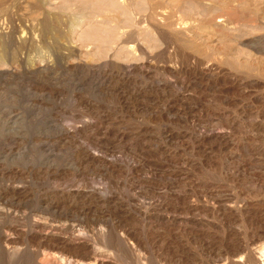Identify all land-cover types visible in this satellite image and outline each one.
Masks as SVG:
<instances>
[{"label": "rangeland", "instance_id": "rangeland-1", "mask_svg": "<svg viewBox=\"0 0 264 264\" xmlns=\"http://www.w3.org/2000/svg\"><path fill=\"white\" fill-rule=\"evenodd\" d=\"M263 216L264 0H0V264H228Z\"/></svg>", "mask_w": 264, "mask_h": 264}, {"label": "bare ground", "instance_id": "bare-ground-1", "mask_svg": "<svg viewBox=\"0 0 264 264\" xmlns=\"http://www.w3.org/2000/svg\"><path fill=\"white\" fill-rule=\"evenodd\" d=\"M37 20V19H36ZM22 38V37H21ZM126 39V38H125ZM11 41V40H10ZM108 60H111L112 61V59L111 58H109L108 57ZM107 60V61H108ZM105 61H106V59H105ZM106 61V62H107ZM109 63V62H108ZM108 63H100L99 64V61H98V63L96 62H94V63H92V64H89L90 66V68L88 69V71L90 72V74H93L94 76H96V77H98L99 79L98 80H100V78L102 79V82H104V81H109V77H110V74H111V72L112 73H114V71H116L117 73H121V74H123L127 79H129L130 78V76H129V74L131 73V71L134 69V67H136L135 66V63H128V65L127 66H125V67H119V68H117V67H113L112 65H109ZM111 63V62H110ZM126 63V62H125ZM199 63V62H198ZM113 64V63H112ZM137 64V63H136ZM139 64V63H138ZM67 65V64H66ZM205 65V64H204ZM209 66H210V64H206V66H205V69L207 68H209ZM109 67H111L110 68V70H109ZM144 67H146V66H144ZM204 67V66H203ZM211 67V66H210ZM140 69H141V67H140ZM139 69V70H140ZM210 69V68H209ZM142 71V73H144L145 75H146V73H148V71L149 70H145V68L144 69H142L141 70ZM89 74V75H90ZM112 75V74H111ZM93 77V76H92ZM93 78H95V77H93ZM97 79V78H96ZM161 83H162V86L164 87L163 89H167L169 86H170V82H169V80L167 81V80H161L160 81ZM101 84H104V83H101ZM67 134V133H66ZM128 181H129V179H127ZM145 181V180H144ZM102 195V194H101ZM244 205V204H243ZM242 206V205H241ZM51 208V207H50ZM241 209H242V207H240ZM244 209V208H243ZM142 211V210H141ZM255 211V210H254ZM146 213V212H145ZM242 213V212H241ZM252 213V212H251ZM260 213V212H259ZM239 214V213H238ZM144 216H146V214H144ZM241 216V215H240ZM250 216V215H249ZM145 218V217H144ZM143 218V219H144ZM256 218V217H255ZM259 218V217H258ZM241 219V218H240ZM260 220V219H259ZM252 220H250L249 222H251ZM260 221H263L262 223H263V225H262V227L261 228H259V230L257 231L261 236H262V241L261 240H259L260 238H261V236L259 237V241H261L260 242V244H258L256 241V243L255 242H253L254 240L252 239V245L249 243V242H247V243H249V244H246L245 242V244L244 243H242L241 242V240L238 242L239 243V253L237 254V256H235V258L231 261V262H229V261H227V262H229L228 264H264V216H263V218H262V220H260ZM36 223V222H35ZM34 223V224H35ZM253 223V222H252ZM246 224V223H245ZM254 224V223H253ZM257 224V223H256ZM260 224V223H259ZM239 225V224H238ZM255 225V224H254ZM253 225V226H254ZM35 226L36 227H40V228H43V226H46V225H44V224H42V222H37L36 224H35ZM245 226V225H244ZM253 226H252V228H253ZM239 227H241V225H239ZM45 228H47V227H45ZM249 228V227H248ZM251 228V227H250ZM257 228V227H256ZM240 229V228H239ZM238 229V230H239ZM241 229H242V227H241ZM252 230H254V228L252 229ZM251 230V231H252ZM108 231V230H107ZM239 231H241V230H239ZM256 231V230H255ZM254 232V231H253ZM256 232V233H257ZM82 233V232H81ZM81 233H80V235H81ZM92 233H93V231H92ZM125 233V232H124ZM107 234V233H106ZM106 234H103V236H105ZM240 234H241V232H240ZM253 234V233H252ZM255 234V233H254ZM123 235V234H122ZM82 236V235H81ZM238 236V235H237ZM258 236V235H257ZM85 237V236H84ZM98 237V236H97ZM108 237V236H107ZM123 237V236H122ZM248 237V236H247ZM78 238V237H77ZM105 238V237H104ZM120 239V238H119ZM122 239V238H121ZM120 239V240H121ZM245 239V238H244ZM255 239H257V238H255ZM77 241H80V242H77V243H79V244H82L83 243V245L86 247V248H88L89 249V247H90V250H91V246H89L90 244L88 243L89 241H87L88 239H85L84 240V238L83 237H80V238H78V239H76ZM248 240H250V239H248ZM257 240V241H258ZM111 241V240H110ZM125 240H123V242H124ZM121 242H122V240H121ZM139 242V241H138ZM124 245H125V242L123 243ZM126 245H128L127 243H126ZM128 247V246H127ZM100 249V248H99ZM98 248H92V251H90V255H91V257H93V259H94V264H112L111 263V261H108L106 258H103V257H105V256H103V254H102V251L103 250H99ZM132 249V248H131ZM103 253H105L104 251H103ZM110 254V253H109ZM235 254V253H234ZM110 260V259H109ZM57 262V261H56ZM227 262H225V263H227ZM43 264V263H42ZM57 264V263H56Z\"/></svg>", "mask_w": 264, "mask_h": 264}]
</instances>
